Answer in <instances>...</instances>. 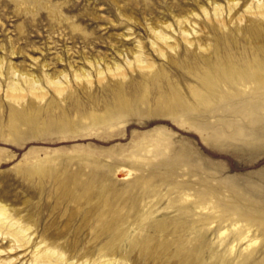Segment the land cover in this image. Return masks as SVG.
<instances>
[{
  "label": "rangeland",
  "instance_id": "374dc122",
  "mask_svg": "<svg viewBox=\"0 0 264 264\" xmlns=\"http://www.w3.org/2000/svg\"><path fill=\"white\" fill-rule=\"evenodd\" d=\"M231 1L0 0V264H264V14Z\"/></svg>",
  "mask_w": 264,
  "mask_h": 264
},
{
  "label": "bare ground",
  "instance_id": "6f19581e",
  "mask_svg": "<svg viewBox=\"0 0 264 264\" xmlns=\"http://www.w3.org/2000/svg\"><path fill=\"white\" fill-rule=\"evenodd\" d=\"M230 3H232V6L230 4H228V14L229 16L231 15L232 12V7H235L238 4L237 0H232ZM252 2H250V0L245 4V10L252 12ZM256 7H257V11L261 12L262 15L264 14V3L262 2V0H256ZM203 15L207 18L208 17V11L205 7L201 8ZM222 7L219 3H215L214 7H213V16L217 19H219V17L222 15ZM196 15V13H195ZM165 29H170L174 32V29H172L171 24L170 23H165L164 24ZM191 31H186L184 29H182V33H183V40L185 42L186 45L191 46L192 45V39L191 37H189V34H191L194 31L193 26L191 25ZM151 32L153 34V39H151V44L153 49L159 53L162 57H166V51H172L175 52V49L178 47L177 43H176V39L170 35V34H166L165 32H162L160 30H158L157 28H151ZM140 47V45H138ZM176 53V52H175ZM133 59L135 62H137V67L140 68L141 70H145V69H149L152 70L154 68V65L152 63H144L142 61V54L139 53H135L133 52ZM132 60V59H131ZM130 59H128L126 62L129 66H131V61ZM257 63V62H256ZM43 67H45L47 65V63H42ZM92 65V64H91ZM235 65V64H234ZM256 65H259L258 63ZM2 65L0 64V74L2 73ZM107 69H109V71L111 72L110 74H116L119 75V77L124 78L126 76L125 72L120 71L119 68V64L118 63H114L113 69H110V66L108 64H106ZM74 69V68H73ZM115 69H117L115 71ZM114 70V71H112ZM7 71L9 72V66L7 67ZM3 74V73H2ZM96 74L100 75V78H104V71L101 69V67L97 64V68H96ZM14 77H13V81L10 84V88H9V93H7L6 96L11 97V98H16L18 95L22 94L23 88L21 86L20 83L24 82H28L30 84V90L31 92L36 95V96H43L45 95V90L43 89V86H41L39 79L37 77H35V75L33 73L30 72H26V71H22L20 72L18 69L15 68L14 70ZM64 77V81H61L60 79L56 78V77H51L50 75H48V81L47 83L49 85L52 86V89H54L57 93H61L65 87L68 85V79L65 76V74L62 75ZM74 77L77 81L82 82V80H86L89 83H92V78L90 76V74L88 73V71L83 70V69H74ZM236 76H234L235 78ZM65 82V83H64ZM18 93V94H17ZM3 212L0 209V219H2V214Z\"/></svg>",
  "mask_w": 264,
  "mask_h": 264
}]
</instances>
